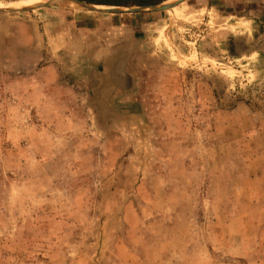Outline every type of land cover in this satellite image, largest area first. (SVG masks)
<instances>
[{
  "label": "rangeland",
  "instance_id": "374dc122",
  "mask_svg": "<svg viewBox=\"0 0 264 264\" xmlns=\"http://www.w3.org/2000/svg\"><path fill=\"white\" fill-rule=\"evenodd\" d=\"M55 1L0 11V264H264V0Z\"/></svg>",
  "mask_w": 264,
  "mask_h": 264
},
{
  "label": "crops",
  "instance_id": "0c3cea01",
  "mask_svg": "<svg viewBox=\"0 0 264 264\" xmlns=\"http://www.w3.org/2000/svg\"><path fill=\"white\" fill-rule=\"evenodd\" d=\"M76 15H73L71 17L65 16V21L63 22L64 27H61V24L59 26V23L55 21L46 22L41 24L40 21H31L30 23H27L29 27H32L33 29V47L36 50L37 57H40L39 55L43 53L42 48L45 47V38L48 36V38L51 41H58L59 36L64 37V45L61 47L63 48L60 50V52H64L70 57L73 56V58H68L75 60V63H78V65L84 63L85 60L89 59V56L93 57L95 61L98 62L100 58L98 57V51L101 47V44L95 45H89V39L90 37V30L93 32H96V30H99L100 28L103 29V26L106 27V25H102L104 23H100L97 29H92L89 25L86 24L85 15H79L80 13L76 12L74 13ZM78 14V15H77ZM82 18L80 19V17ZM110 18V17H109ZM85 19V20H84ZM107 19V18H105ZM108 25L113 27L115 26V23L112 21V18H110ZM52 20V19H51ZM56 25L59 26V28L53 29L51 26ZM44 27L45 32H42V28ZM58 29L60 32H58ZM95 30V31H94ZM97 38V37H96ZM89 45V48H88ZM91 47V48H90ZM93 47V48H92ZM49 52L57 53L56 50L51 47L49 49ZM59 59H54L53 61H50L48 65L43 67V70H54V68L57 66V61ZM76 60L78 62H76ZM40 62V61H39ZM84 68V66H82Z\"/></svg>",
  "mask_w": 264,
  "mask_h": 264
},
{
  "label": "water",
  "instance_id": "95a60500",
  "mask_svg": "<svg viewBox=\"0 0 264 264\" xmlns=\"http://www.w3.org/2000/svg\"><path fill=\"white\" fill-rule=\"evenodd\" d=\"M75 2L85 6L86 8L93 10V11H99V12H112V13H121L124 11H135V10H140V9H153V10H158V9H165V8H173L174 6L178 5L180 2L184 0H177L176 2L170 3V4H165V5H139V6H134V7H124V6H109L107 5L106 8H101L96 5V3H91L87 1H82V0H74ZM55 2L54 1H50ZM50 2L46 3H41L39 7L48 5ZM31 6H23V7H15V8H0V11H17V10H25V9H31Z\"/></svg>",
  "mask_w": 264,
  "mask_h": 264
},
{
  "label": "trees",
  "instance_id": "16d2710c",
  "mask_svg": "<svg viewBox=\"0 0 264 264\" xmlns=\"http://www.w3.org/2000/svg\"><path fill=\"white\" fill-rule=\"evenodd\" d=\"M96 4H105V5H152L163 2L164 0H82Z\"/></svg>",
  "mask_w": 264,
  "mask_h": 264
},
{
  "label": "bare ground",
  "instance_id": "6f19581e",
  "mask_svg": "<svg viewBox=\"0 0 264 264\" xmlns=\"http://www.w3.org/2000/svg\"><path fill=\"white\" fill-rule=\"evenodd\" d=\"M30 1H33V0H20L19 2L9 3V4H7V6H8L7 8H15V7H23V6H33V5H36V4H28V5H25L26 2H30ZM50 1H54V0H48V2H50ZM61 1H68L70 3H77L74 0H61ZM42 3H46V2H42ZM55 3H59V2H56L55 1V2H52L51 4H55ZM19 5H22V6H19ZM96 5L98 7H101V8H106V6H107L105 4H96Z\"/></svg>",
  "mask_w": 264,
  "mask_h": 264
}]
</instances>
